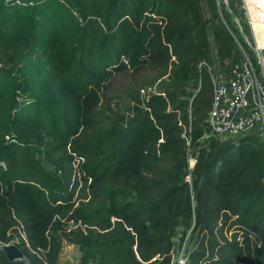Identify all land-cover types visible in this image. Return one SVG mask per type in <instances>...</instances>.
<instances>
[{"label":"trees","instance_id":"16d2710c","mask_svg":"<svg viewBox=\"0 0 264 264\" xmlns=\"http://www.w3.org/2000/svg\"><path fill=\"white\" fill-rule=\"evenodd\" d=\"M241 33L219 0H0V240L22 229L28 264H58L62 240L81 264H168L194 217L186 264H264V142L207 122Z\"/></svg>","mask_w":264,"mask_h":264},{"label":"built area","instance_id":"2783aa9c","mask_svg":"<svg viewBox=\"0 0 264 264\" xmlns=\"http://www.w3.org/2000/svg\"><path fill=\"white\" fill-rule=\"evenodd\" d=\"M233 24L252 38L262 31L264 23V2L261 0H240L239 5L226 1L223 6ZM253 41V40H252ZM251 53L243 50L237 60L221 70L213 78V93L207 122L212 132L225 136L251 134L264 142V48L249 41ZM82 157L72 159L73 176L79 175ZM193 164L189 167H192ZM184 179L190 181V172ZM90 180V179H89ZM21 238L27 241L25 233L19 230ZM179 259L178 264H186Z\"/></svg>","mask_w":264,"mask_h":264},{"label":"rangeland","instance_id":"374dc122","mask_svg":"<svg viewBox=\"0 0 264 264\" xmlns=\"http://www.w3.org/2000/svg\"><path fill=\"white\" fill-rule=\"evenodd\" d=\"M219 1L224 6L226 1L228 0H219ZM239 1L240 0H231L232 3H235L237 5H239ZM261 1L264 2V0H261ZM260 25L261 26L258 27V29L260 28V30L262 31L256 32L255 36H252L253 39H251L249 35H246V33H241L244 43H246L248 46H249L248 44L249 41H251V44L256 43L259 46H262L264 48V23L262 24L260 23ZM243 50L245 49L242 46H239L236 51V55L241 56V53L243 52ZM219 71L220 69H217L214 73H219ZM126 76L127 74L125 72L116 73L111 78L108 91L105 94V98L107 99V102H110V105L113 108H116L117 106L120 107L116 109L117 112H115V115L117 116V119L119 122L122 121L121 117L125 118L128 113L126 110L127 105L125 103L115 104V102L118 100V97L114 95L117 92V90L120 89V85L125 80ZM148 90H150L149 87H148ZM141 93L143 96L142 90H141ZM103 97H104V94H102L101 98L99 99V102L95 106L96 107L95 108L96 117L100 118L99 123L101 125L104 122L103 119L105 118V113L107 112L105 108V103L103 102ZM206 137H211V134L208 132L207 134H204V136H202V138H206ZM229 137L230 136H225V135H220V134H218L217 136V138L222 139V140H225L226 138H229ZM187 143H189V141H187ZM187 152H188L187 169L188 168L191 169L192 167H189V165L191 166L192 164H194V161H195L194 157L192 156V148L188 147ZM47 167H49L48 164H47ZM80 167L84 168L83 164H81ZM187 169H184L182 171L183 177H184V174L188 171ZM67 223L69 226L75 225L72 219L68 220ZM9 235L11 237L9 242H15V243L18 242L19 244L22 245L20 236L17 233V231L15 230L10 231ZM205 240H206L205 230L203 229L200 223H197L195 221L194 217L188 228L177 227L172 237L171 248L169 252L166 254V260L168 264H178L180 258H183L187 262L190 259L192 254L198 251H203L205 249ZM80 256H81V252L77 244L67 241V240H62L61 246L59 248L58 255H57L58 264H81ZM162 257H159V258H162ZM86 264H91V263L89 262Z\"/></svg>","mask_w":264,"mask_h":264},{"label":"water","instance_id":"95a60500","mask_svg":"<svg viewBox=\"0 0 264 264\" xmlns=\"http://www.w3.org/2000/svg\"><path fill=\"white\" fill-rule=\"evenodd\" d=\"M0 250H2L7 258L23 264L29 263L28 256L14 242H4L0 240Z\"/></svg>","mask_w":264,"mask_h":264}]
</instances>
